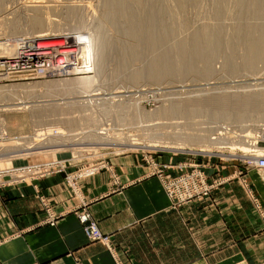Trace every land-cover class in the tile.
I'll list each match as a JSON object with an SVG mask.
<instances>
[{
  "label": "rangeland",
  "instance_id": "obj_1",
  "mask_svg": "<svg viewBox=\"0 0 264 264\" xmlns=\"http://www.w3.org/2000/svg\"><path fill=\"white\" fill-rule=\"evenodd\" d=\"M147 1H151L150 3L153 2L155 5L158 20L165 26L169 25L170 16L165 11L159 12L161 0ZM147 1L140 0L138 8L142 9ZM205 1L188 0L183 9L177 8L181 22L187 26L183 28V34L181 31L183 36L178 33L176 35L179 37H175V35L169 37L170 39L166 38L167 42L161 43L163 46H158L157 51L156 48L150 52L146 51L148 54L144 53L145 55L140 59L141 62L138 60L137 64L135 63V66L131 68L133 70L145 69L152 58L154 59L165 51H172L173 45L181 42L183 38L185 40V37L190 33L202 31L205 28L203 34H206L205 38H207L209 31L219 23L222 17L223 21L226 20V17L219 15L214 6V0L212 2ZM105 2L106 0H0V44L2 45L0 49L3 46L7 47L8 44L17 45L18 43L15 49L20 45H36L38 43L46 46L48 42L56 40L52 49L57 48L59 43L70 40L79 41V38L83 37L80 41L84 45H82L83 49L86 50L88 41L95 34L97 27L100 28L103 23L102 27L105 26L106 35L109 40L111 39L109 46L112 47L111 51L113 52L110 53L113 57L107 62L108 65L105 68V72L108 73L107 76L105 75L106 79L99 80L100 84L105 80L104 86L96 85L93 87V91L86 93L79 92L80 87H76V85L75 87L73 85L63 87L73 80L86 79L94 75L91 66L93 62L91 63L90 58L89 62L78 64V54L80 53L70 58L72 65L77 64L76 71L73 69L72 71L70 66L68 68L66 63L64 67L59 66L62 64L59 63L61 59L62 61L66 60L62 57L55 58L56 60H45L39 64L31 61L33 63H29L32 65L21 64L16 68H12L11 64L0 65V105H4V107L0 106V188L15 182L32 183L46 176L60 173L64 176L68 186L72 190L74 189V193L80 195L81 179L90 176V174L93 175L94 172L97 173L103 168H108L110 160L115 156L132 154L139 157L147 166H152L154 175L164 176L168 179L181 176L194 178V175L202 173L209 184L214 182L224 184L237 180L243 192L255 204L251 191L253 193L257 191L250 184L248 174L252 170H257L260 177L264 179V169L251 165V161L255 157L264 160V119L251 120L247 117H238L235 110L230 112L231 116L229 117L214 116L210 110H206L209 113L200 112L189 115L185 114L183 110L182 112H173L170 107L172 102L177 100L182 103V108H185L184 103L199 96L206 97L207 100L210 97V100L213 101L215 98L228 95L235 98L245 93L253 95L257 92H264V62L258 60L256 63L254 62L255 64L252 63L254 68L245 66L246 58H249L250 46L247 45L249 46L247 47L245 43V45L241 43L228 51L226 49L213 51L210 63L207 60L208 47L203 45L199 46L200 50L194 61L195 73H180L160 77L156 80L150 79L151 77H142L133 85L128 84L126 78H124L125 82L122 80L123 78H119L121 75L118 72L116 60H113L117 56L114 55L116 53L113 48L116 45V40H122L124 37L122 41L127 39L129 41V38L124 36L122 31L113 27L111 23L106 24L103 11ZM34 3L37 6L40 3L42 5L46 3L47 5H44L50 10L46 9L45 14L51 18L52 24L56 25L53 30L43 31L44 34L41 32L44 37L40 36L39 38H43V41H38L35 34L24 33L30 30L28 14H31V10L28 9L30 7L32 9ZM48 4L50 5L48 6ZM242 5L239 7L242 10L236 11L233 18L227 21L231 20L230 24L235 23V25H241L244 22L246 25L248 21L247 24L251 22L255 25L256 23L253 22H257L256 19L259 20V16L257 18L254 16L253 20V16L249 15L246 18H250H241L242 22L241 20L239 22L240 15L238 13L248 10L249 0ZM71 8L79 9L81 14L72 16ZM80 10L82 11L80 12ZM68 13H71L72 19ZM14 19L19 21L18 28L20 30L18 29V33L12 35L9 27H12ZM78 19L84 23L81 22L80 25ZM261 20L263 19L260 18V23H264ZM123 26L124 28L128 27L126 24ZM188 27L189 30H187ZM252 35L257 39L261 36V32L254 29ZM222 37L227 38V33ZM47 38L49 39L47 40ZM78 48L79 46H77ZM2 51L0 50V55L5 56L3 59L0 57V62L9 60L13 55ZM87 51L90 55V50L87 49ZM200 51L201 55H199ZM79 52L81 51L79 50ZM173 53L176 54L175 51H172V56H174ZM54 66H56V70L53 69ZM62 68L63 70H61ZM125 69H127L125 72H128L130 67ZM117 74L120 75L118 78ZM114 79L120 81L117 82V86ZM108 83H111L110 85L113 83V85L108 88ZM119 85L126 86L127 91L123 89V86L119 89ZM129 85L132 87L131 89L127 88ZM104 89L106 92L108 91L107 93H118H114L116 96L114 94H110V96L103 94V96L101 93H106ZM83 93L92 96L84 99L86 97H83ZM105 96H108L106 102L103 100ZM32 109H34V113L30 112ZM51 109H56L54 110L56 113L44 114L46 110ZM188 135H197L200 139L197 141L188 140ZM94 168L97 170L89 171ZM34 170L36 173L33 175V179H30L31 181L29 177L26 180L22 176L30 175L26 172L30 173ZM210 177H214V179L210 180ZM215 189L186 204L210 196ZM39 198L47 212L45 221L53 223L56 214L53 212L52 204L41 193ZM257 198L259 197L257 196ZM184 205L177 206L175 209ZM80 221L85 229L87 223L83 222L81 217ZM86 235L88 236L87 233ZM88 238L90 239L89 236Z\"/></svg>",
  "mask_w": 264,
  "mask_h": 264
},
{
  "label": "crops",
  "instance_id": "obj_2",
  "mask_svg": "<svg viewBox=\"0 0 264 264\" xmlns=\"http://www.w3.org/2000/svg\"><path fill=\"white\" fill-rule=\"evenodd\" d=\"M153 169L125 154L81 179L80 195L60 173L0 188V264H264V212L237 180L175 209ZM248 177L264 210V179L257 170ZM82 212L112 250L88 238Z\"/></svg>",
  "mask_w": 264,
  "mask_h": 264
},
{
  "label": "bare ground",
  "instance_id": "obj_3",
  "mask_svg": "<svg viewBox=\"0 0 264 264\" xmlns=\"http://www.w3.org/2000/svg\"><path fill=\"white\" fill-rule=\"evenodd\" d=\"M210 1L212 2V0H210ZM246 1L247 0H214V4H215L214 6L218 10L219 15L221 14L224 17H226L225 18L226 20L223 21L222 20L223 17H222V19L219 21V23H217L215 25V27L209 31L207 38H205V36H207V35L203 34L204 33L203 31H205V28L202 31L199 30L195 33L192 32L193 34L190 33V35L185 37V40H183L184 39L183 38V39H181V42L179 41V43H175V46L173 45V48H171V49L173 52L175 51V53H176L175 55L173 53L174 56H172V51H165L166 53L162 52L163 54H161L159 56L156 55L157 57H154V59L152 58V60H150L149 65L148 64H147L148 66L146 65L147 67L145 69L142 70V68H138L137 67L138 65H137L136 67L138 69L133 70L131 67L135 66L134 64L138 60L140 61V59L145 55L144 53H146V51L150 52L152 50H155V48L157 51L158 46L160 47L164 43V41L167 42L165 40L166 38H169L171 36L173 37L176 34L178 35V33L180 35H182L184 33L182 30H184L183 28L187 27V26H185L181 22L177 8L183 9L185 7V4H187L188 0H161V6L159 8L160 9L159 12L165 11V13L167 15H169L170 19H171L170 24L166 25V26L163 25L161 23V21L158 20V13L156 11V8H155V5L153 4V2L150 3L151 1H147V3L145 2L146 5L142 9H139L138 5L140 3V0H106L105 4L103 5V6H105V10L103 9V11H104V20H105L106 24L111 23L113 27L117 28L119 31H122L124 36L129 38V41H127L128 39L126 41H122V40H124V37L122 40H116V45L113 48V51L116 53L114 55L115 56L117 55L116 56L117 59H114V58H116V57H114L113 60L114 61L116 60L117 69H118L119 74L121 75V77H119L120 75L118 76V74H117L116 77L117 78L119 77L121 79L123 78L122 80L124 82L126 81V80H124V78H126L128 81V82L126 81V83H128V84L131 83L133 85L135 82L140 81V79L142 77H151L150 79L156 80L160 77L171 76V75H175V74L177 75L180 73H183V74H187L190 72L195 73L194 72V61L196 59L197 52L200 50L199 46L202 47L203 45H205L206 48L208 47L207 60L210 61V63H211L212 62L211 57H212L213 51H219L222 49H226L228 51L229 49H233L236 45H239L241 43L242 44L245 43L246 46L249 45L251 47L250 48L249 46H247L250 49L249 50L247 48L250 51V54H248L249 58L248 57H247L248 59L246 58L245 66L254 68L253 67L254 65H252V63H254V62L256 63V61H258V60H261L264 62V23H260V21H259L260 18L263 19L261 21H264V1L263 0H249V7H247L248 10H246L242 13L241 12L238 13L240 15V17H239L240 19L238 18L239 22H240L241 18H246V16H249V15L253 16L252 17L253 20H254V16H255V18H257L259 16V20H257L258 19L257 18L256 19L257 22H255V21L253 22V23H256L258 25H256V24L254 25L250 21H249L250 24H247L248 23V21H247L246 25L244 22V24H241L243 26H241L238 24L235 25V23L230 24L231 20H230V22L227 21L228 19L233 18L236 11L239 12V10H242L239 7L242 5V3L246 2ZM44 4H46V3H44ZM44 4L42 5L40 3L37 6L34 3V5L32 4V6H34V7H32V9H30L31 8L30 6H29L30 7L29 9L27 8L28 10H31V12H30L31 14H28L29 15L28 20H29V24H30V30L26 31L24 33H27L30 35L35 34L34 36L38 37V41H43V38H39L40 36L44 37L41 32H43V31L45 32L46 30L48 31L50 29L53 30V27H56V25L52 24V22L50 21L51 18L46 16L45 13L47 10H50V8H48L46 6L47 4L46 5H44ZM39 5H41V6H39ZM49 5L50 4H48V6ZM242 7H243V5H242ZM78 10L79 9H77V8L76 9L71 8L70 11L73 14L72 16H74V15L77 16L79 13ZM81 11L82 10H80V12ZM71 13H68V16L70 15V18L72 19ZM80 14L81 13H79V15ZM20 15H21V13H20ZM76 18H79V17H76ZM248 18H250V17H247L246 19H248ZM83 20H84V18H83ZM249 20H251V19H249ZM52 21H53V19H52ZM258 21L260 24L258 23ZM18 22H19L18 20L13 21L12 27H9V25H8V27L11 28V34L12 35L13 34L15 35L16 33H18L17 30L19 29L18 27L20 26ZM79 22H80V20H79ZM81 22H80V25L82 23H84V22H82V23ZM241 22H242V20H241ZM100 23H101V21H100ZM227 23H229V24H227ZM102 24L100 25V28L97 27L98 29L95 31V34L92 35L91 39L88 41V47L86 48V50L83 49L84 45L80 41L83 39V37L79 38L80 39V40L78 39L79 41L69 39L70 40L69 42L59 43L57 45V48H52V49H51V47H53L56 44L55 43L56 40L54 42H48L47 41L48 43L46 46L38 43L36 45H34V44L26 45V46L20 45V47H17L16 49H15V47L19 43L17 45H11V44L7 45L6 44L7 47L3 46L4 50L2 51L3 48L0 50L2 52L5 51L6 53L13 54V55L10 56L9 61L8 60H5V61L1 60L0 65L1 64L2 65L8 64V62H11L10 59H12L13 61L17 62V65L14 66L13 64H11V66H12V68L13 67L16 68V66L20 67V65H18V63H20L22 61L27 62V63L33 61V62L39 64L40 62L43 63V61H45V60H50V59L62 57L63 59L65 58L67 60V62H66V60L62 61V59H61V61H59V63L61 62L62 64L59 66L64 67V65L66 63V66L68 68L70 66L71 70L73 69L74 71H76L77 64L74 63L72 65L70 63V62H72L71 61L72 59L70 60V58H72V56L75 57L77 55V53H80V54H78V57H79L78 64H80V65H82L83 63L85 64L86 61L89 62V58H90L91 63L92 62L94 63V64L92 63L93 65L91 64L92 71H93L94 75H92L91 77H87L86 79L73 80L72 82H69V83H66L65 85H63V87H70L71 85H73L75 87V85H76V87H80L79 92H81V93L82 92L86 93L88 91L91 92V91H93L92 89H94L93 87H95L96 85L104 86L103 85V84H105L104 79H106V76H107L106 74H108L105 72L106 71L105 68L108 65L107 62L110 60V58L112 59V57H113V56L111 57V54H110V53H113L111 51L112 47L109 46L111 44V42H110L111 39L109 40L108 35H106L107 31L105 33V29H104L105 26L102 27ZM123 24H126L128 27L124 28ZM211 26H213V25H211ZM254 29L261 32V36L257 39H255L252 35ZM187 30H189V27ZM3 31H5V30H3ZM181 31H182V34H181ZM44 32H43V34H44ZM185 32H186V30H185ZM4 33H6V31ZM226 33H227V38L222 37ZM177 35L175 37H179ZM51 36H53V35H51ZM54 36H56V35H54ZM48 39L49 38H47V40ZM50 39H51V37H50ZM44 42H46V41H44ZM23 45H24V43H23ZM0 46H2V45L0 44ZM77 46H79L78 49H77ZM81 46H82V48H81ZM87 49L90 50L89 51L90 55H88ZM79 50L81 52H79ZM158 50H160V49H158ZM201 51L199 52L200 53L199 55H201ZM168 52H170V53H168ZM155 53H157V52H155ZM146 54H148V53H146ZM153 55H154V53H153ZM4 56L0 55V57L2 59ZM146 57H147V55H146ZM4 59H6V58H4ZM144 60H146V59H144ZM33 62H31V63H33ZM210 63H209V65H210ZM56 64H58V63H56ZM59 66L57 65V67H59ZM71 66H75V67L72 68ZM129 67H130L129 70L131 72L129 70H128V72H125V70L127 71V69H125V68H129ZM55 68H56V66H54L53 69H55ZM242 68H244V67H242ZM61 70H63V68ZM120 70L123 73H120L121 72ZM34 72H32V73H34ZM13 75H15V74H13ZM102 78H104L103 79L104 83L102 82L101 83L102 85H101L99 80ZM117 82H120V81H118V79H117V81L115 83H117ZM97 83H99V84H97ZM113 83H112V85H113ZM108 84L110 85L111 83H108ZM108 84H107V87L110 88L112 85L109 86ZM115 85L117 86L118 83ZM120 85H119V89H121L120 87L123 86V85L122 86H120ZM125 87L126 86H123L124 90H126ZM127 88L131 89L132 87H130V85H129V86H127ZM123 89H122V92H123ZM95 90H94V92H95ZM107 90H109V89H107ZM94 92H93V94H94ZM102 92H103V90H102ZM104 92H106L105 89H104ZM107 92L101 93V94L102 95L103 94H105V95L109 94V96H110V94L118 93V92H112V93H110V92L107 93ZM85 93H83L84 94L83 97H86L84 99H87L88 97L92 96V95L90 96L89 94H85ZM77 96H79V95H77ZM106 97H108V96H105L103 99L105 102H106ZM111 97H112V95H111ZM111 97H109V98H111ZM117 97H119V96H117ZM100 98H101V96H100ZM118 99H120V98H118ZM207 99L208 98H206V97L204 98V97H200V96L197 98L193 97L192 99H189L187 102L185 101L186 102V103H184L185 105L183 104V106H185V108L184 107L182 108V103H180L176 100V101L172 102L170 110H172L173 112H176V113L178 111L182 112V110H183L185 114L188 113L189 115L198 114L200 112H206V110H208V111L210 110L213 112L214 116L216 115L217 117H219V116L229 117V116H231L230 112L235 110V112L237 111L235 114H237L238 117H240V116L241 117H247V118H251V120H255V119H262L263 120L264 119V92H257L256 94H253V95L249 94V93H245V94H242V96H238L235 98H233V97L231 98V96L228 95V96H224V97H220V98L219 97L215 98L214 99L215 101L210 100L211 99L210 97H209V100H207ZM38 101H40V100L38 99ZM0 106L4 107L3 104H1ZM129 107H130V105H129ZM163 109H165V108H163ZM54 110H56V109H51L48 111L46 110L44 114L45 115H49L50 113L54 114V113H56V111H54ZM30 112L34 113V109H32ZM206 113H209V112H206ZM232 116H234V115H232ZM187 137H188V140H194V141L195 140L197 141L200 139V137L197 135H188ZM27 151H28V149H27ZM251 163H252L251 164L252 167L264 169V166H262L260 164V158L259 157H255L254 160L251 161ZM95 168L91 169L89 171L97 170ZM35 173H36V171L34 170V171H31L30 173L26 172V174H30V175L24 174L22 176H24V178L26 180H28L27 177H29V180L30 179L32 180L33 175ZM162 178L164 181V186H165L166 192H167L169 198L171 199V201L173 203L174 199L172 198V194L170 193V190H169L171 187L170 178L168 179L167 177H164V176H162ZM254 200H255L258 208L261 210V212H264L259 200L258 199H254Z\"/></svg>",
  "mask_w": 264,
  "mask_h": 264
},
{
  "label": "built area",
  "instance_id": "obj_4",
  "mask_svg": "<svg viewBox=\"0 0 264 264\" xmlns=\"http://www.w3.org/2000/svg\"><path fill=\"white\" fill-rule=\"evenodd\" d=\"M10 61L11 62H8L9 65H17V62L13 60ZM21 64L32 65L30 63H24L23 61L20 62V64L18 63V65L20 66ZM260 164L264 166V160H260ZM170 181L171 187L169 190L172 194V198L174 199V205H172L173 208L189 203L195 199L201 198L221 184V182H214L209 184L207 182L208 180L202 173H200V175H194V178L181 176L175 179H170ZM80 217L83 222L87 223L85 229L86 233L90 237V240L104 242L108 245L110 250H112L109 238L101 232L97 222L91 217L89 212L81 213Z\"/></svg>",
  "mask_w": 264,
  "mask_h": 264
}]
</instances>
